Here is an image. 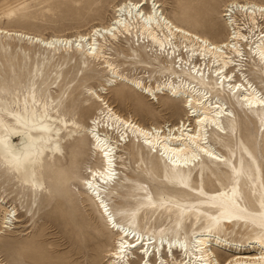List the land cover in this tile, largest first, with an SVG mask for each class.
I'll return each mask as SVG.
<instances>
[{
  "label": "bare ground",
  "instance_id": "1",
  "mask_svg": "<svg viewBox=\"0 0 264 264\" xmlns=\"http://www.w3.org/2000/svg\"><path fill=\"white\" fill-rule=\"evenodd\" d=\"M151 1L141 0L140 8L132 9L129 20L127 11L118 15L121 5L135 3L125 0L113 6V17L106 24L92 26L86 33L67 38L50 36L43 39L2 28L0 34L32 40L52 56L61 53L79 55L85 65L98 62L108 72L105 87L124 84L153 101V97L168 95L182 103L185 118L167 129L152 123L144 125L132 115L117 112L102 95L106 94L104 87L102 93L87 89L82 108L99 107L88 125H84L72 115L75 107L66 110L62 99L39 94L37 82L41 78L46 84V80L36 66L30 72L33 81L25 93L18 95L0 90V120L3 121L0 124V164L7 174L38 196L46 190V178L56 182L53 178L59 164L61 168L63 163L68 164V169L78 165L82 155L80 144L90 142V151L98 165L89 167L82 188L96 205L104 224L116 236L113 250L106 254L110 264H134V250L142 255L140 264L145 261L152 264L151 257L156 254L159 257L155 259L159 261L154 264H170L168 258L161 256V251L167 249L172 264H264L260 259L264 257V245L255 239L259 216L264 213V208L260 207L264 168L253 172L244 150L253 154L257 165L260 161L248 143L237 135L239 124L235 111L251 119L256 126L264 127V106L259 103L249 106L250 100L258 101L264 97V57L261 56L264 52V19L260 12L264 4L248 0L228 1L223 15L228 36L223 41H214L178 24L160 9L161 5ZM153 4L158 5L155 15ZM137 11L142 16L135 15ZM253 19L255 24L251 22ZM108 29L113 31L110 33ZM123 42L126 47L121 45ZM114 46L130 57H140L139 61L135 60L145 67L158 66L165 80L152 85L120 71L109 53ZM24 58L27 59L28 55L24 54ZM236 71L238 75L240 73L239 79H236ZM33 94L36 104L32 103ZM226 99L230 101V107ZM45 104L50 106L47 115L52 120L42 118ZM53 109L60 112L65 122L56 118ZM68 115L75 123L68 119ZM44 126L51 131H45ZM261 136L264 150V131ZM17 139L21 141L18 146L14 144ZM146 139L152 143H145ZM257 142L259 144V140ZM67 146L74 150H70L69 160ZM57 147L58 151L55 150ZM125 155L148 162L150 169L145 172V177L155 176L162 186L156 194L138 179L128 175L124 180L119 177L120 170L127 169L125 160L128 157ZM14 157L20 158L19 170L13 162ZM33 160L38 162L32 163ZM242 161V174L236 178L239 188H246L248 194L254 185L256 191L254 196L248 195L251 202L248 205L245 198L239 201L243 212L230 208L227 195H221L230 192L232 169H240ZM217 175L227 176L226 183L216 178L219 187L212 181ZM119 190L122 196L130 193L132 204L117 208L110 206L108 201H113L114 192ZM121 194L117 192L116 195ZM1 200L5 203L4 199ZM11 212L8 210L4 215V224L11 221ZM252 217L257 223H253ZM237 227L252 233L246 241L227 238ZM136 237H139V243L135 242ZM122 240L135 245L125 249L126 262L113 255ZM215 246L232 254L221 261L220 253L213 251ZM173 251L180 252V258H174Z\"/></svg>",
  "mask_w": 264,
  "mask_h": 264
},
{
  "label": "rangeland",
  "instance_id": "2",
  "mask_svg": "<svg viewBox=\"0 0 264 264\" xmlns=\"http://www.w3.org/2000/svg\"><path fill=\"white\" fill-rule=\"evenodd\" d=\"M123 1L125 0H0V28L43 39L58 36L67 38L86 33L92 26L106 24L113 17V6ZM155 1L161 5L160 9L165 14L193 32L214 41H223L228 36L223 15L227 2L234 0ZM248 1L264 4V0ZM121 45L127 46L125 42ZM0 47L5 49H0V90L22 95L33 81L30 72L38 66L46 80V84H43V80L39 78L36 85L39 94L45 93L55 99H62L66 110L75 107L72 115L84 125H88L90 118L96 115L99 105H93L88 110L83 109L82 105L87 89L93 88L102 93L107 83L108 72L98 62L85 65L79 55L61 53L52 56L32 40L4 34H0ZM109 53L119 65L120 71L129 76H137L152 85L156 81L165 80L158 66L145 67L138 62L140 57L133 58L127 53L123 54L117 46L112 47ZM24 54L28 55L27 59ZM239 75L236 71V79L240 78ZM105 88L106 94L102 95L117 112L125 116L132 115L144 125L152 123L151 125L167 129V126L176 125L185 118L182 103L168 95H159L158 98L163 99L156 102L124 84ZM226 102L230 107V101L226 99ZM235 111L239 124L237 135L248 143L261 163V157L264 156L261 140L264 127L256 126L251 119ZM118 138L122 139L120 136ZM258 140L261 146L256 144ZM20 143V139L14 141L17 146ZM80 147L82 155L78 165L68 169V164L63 163L62 170L59 164L54 172L53 179L56 182L46 178V190L38 196H34L18 179L7 174L0 164V197L6 203H2L0 199V264H110V258L106 254L113 250L116 236L104 224L96 205L82 188L83 177L87 178L89 167L98 165V162L90 151V142L81 143ZM215 147L218 148L217 145ZM70 150L74 151L67 146L68 160L71 157ZM124 157H128L125 160L127 169L120 170L119 177L124 180L125 175H128L138 179L156 194L162 186L155 176L145 177V172L150 169L148 162L143 163L133 156ZM117 161L119 164V160ZM216 178H221L223 183L227 181V176L213 177L216 187H219ZM242 191L245 192V202L248 205L251 202L246 188L242 187ZM117 192L121 194L120 190L115 191L113 201H108L111 207L132 204L130 193L118 196ZM8 210H12L11 221L4 224L3 217ZM251 234L250 231L237 227L227 238L244 242ZM167 250L161 251V256L168 258L172 264L171 253ZM213 251L220 253L221 261L232 254L217 246ZM134 252L132 263L140 264L142 255L136 250ZM173 252L174 258H180V252ZM155 256L151 257L152 264L159 261L155 259L159 257L158 254Z\"/></svg>",
  "mask_w": 264,
  "mask_h": 264
},
{
  "label": "snow or ice",
  "instance_id": "3",
  "mask_svg": "<svg viewBox=\"0 0 264 264\" xmlns=\"http://www.w3.org/2000/svg\"><path fill=\"white\" fill-rule=\"evenodd\" d=\"M157 4H153V14L155 15V9L157 8ZM235 6V5H234ZM233 6V7H234ZM135 8V9H139L140 8V0H135V3H130V2H126L125 4L121 5L120 8L118 9V15L120 13H123L125 11H127L128 13V17H129V20L131 19L133 13H132V9ZM260 12H261V16H262V19H264V8H261L260 9ZM135 15H138V16H142V13H140L139 11H137L135 13ZM150 19V18H149ZM158 19H160L158 17ZM253 24H255V20L253 19L251 21ZM117 24L120 23V21H116ZM108 31L111 33L113 30L112 29H108ZM179 31V29H178ZM79 46V45H77ZM161 47L163 48V45H161ZM93 51H95V49H93ZM261 56L264 57V52H261ZM236 87H239V85H237ZM147 91V89H145ZM93 95H95V93H93ZM96 99L97 100H100V97L99 96H96ZM154 100H159V99H163V97H160V98H157V97H153ZM245 99H248L247 97H245ZM32 103L33 104H36L37 101H36V98H35V95L33 94V99H32ZM57 105L59 104V101L56 102ZM189 105H191V101L189 100L188 101ZM254 103H259L261 106H264V97L260 98L258 101H255V100H250L249 101V106L251 107ZM25 104L27 106V101H25ZM49 105L45 104V112H44V115L42 118H46L47 120H52L53 118L49 115H47V112H48V109H49ZM105 108H107V105H104ZM53 110H56V109H53ZM110 112V109L108 110ZM11 114V113H9ZM56 118L58 120H60L61 122H65L64 121V118L61 117L60 115V112L58 110H56ZM69 120H72L73 123H75L74 121V118L72 117H69L68 118ZM3 121L0 120V124H2ZM134 127V126H133ZM44 130L45 131H51V129H48L46 126H44ZM123 138V137H121ZM145 143H152L151 140H148L146 139L145 140ZM55 150H59V148L57 147ZM245 153L247 154L248 156V160L250 162V165L252 166V170L253 172H259L262 168H264V156L261 157V163L259 165H257V161H256V158H254L253 154L251 152H248L247 149L244 150ZM105 156L108 155L107 152L104 153ZM209 155H211V153H209ZM217 159H220V157H217ZM13 162L17 165V170H19V164H20V158L19 157H14L13 158ZM38 161L36 160H33L32 163H37ZM242 171H243V161L241 162V168L240 169H236L235 167H233L232 169V172H233V177L230 178L229 180V183L231 184V190L229 193L225 194V193H221V195H227L228 197V200H227V205L232 208V209H240V204H239V201L243 200L245 198V192L242 191L240 188H239V181L238 179H236L237 177H239L241 174H242ZM252 177H250L251 179ZM34 183V181H33ZM261 192H260V207L261 208H264V184H261ZM256 194V191H255V186L253 185L251 190L248 192V195L250 196H254ZM241 212H243L244 210L243 209H240ZM105 212L107 213V208H105ZM135 213H132V215H134ZM108 219L109 221H111L112 219V216L111 214H109L108 216ZM252 220H253V223H257V220L255 217H252ZM259 231H257L255 233V239L261 244V245H264V213H261L260 216H259ZM113 227H116L115 224H113ZM121 231L123 232L124 229L122 228ZM128 233L125 232V235H127ZM136 243H139V237H136ZM135 245L134 244H131V245H128L126 244L123 240L121 241V244H120V248L119 250L116 252V253H113V255H116L119 257V261L121 262H126V252H125V249L126 248H129V247H134ZM262 261H264V257H261L260 258ZM145 264H147V262L145 261ZM229 264H231V262H229Z\"/></svg>",
  "mask_w": 264,
  "mask_h": 264
}]
</instances>
